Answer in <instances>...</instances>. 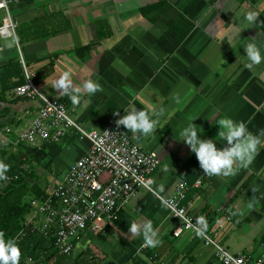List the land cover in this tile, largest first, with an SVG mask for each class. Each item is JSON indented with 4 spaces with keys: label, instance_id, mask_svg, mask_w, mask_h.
I'll return each mask as SVG.
<instances>
[{
    "label": "crops",
    "instance_id": "1",
    "mask_svg": "<svg viewBox=\"0 0 264 264\" xmlns=\"http://www.w3.org/2000/svg\"><path fill=\"white\" fill-rule=\"evenodd\" d=\"M10 6L19 22V45L15 38L0 35V66L21 63L23 57L40 92L64 100L85 129L104 130L116 122L114 113L123 115L124 109L152 104L164 108L150 137L138 139L122 125L135 142L159 154L161 164L153 174L159 191L141 188L106 233L83 232L72 259L95 255L98 264H128L136 258L146 261L152 250L167 264H221L200 237L191 232L175 236L179 222L158 204L163 201L157 194L171 196L181 180L191 184L195 176L193 184L203 182L189 194L191 212L218 225V240L232 253L248 252L264 264V147L234 175H196L197 156L179 137L193 115L203 128L198 135L214 138L218 147L225 142L217 137L216 122L225 115L244 121L253 133L264 130V61L247 68L243 56L246 41L264 45V0H11ZM249 10L259 13L251 25L244 18ZM9 41H14L11 47ZM68 70L74 85L93 78L103 89L84 93L73 103L53 87ZM24 76L26 83L25 70ZM2 98L0 132L10 141L0 137V160L10 165L6 175H18L16 180L21 176L16 169H27L34 160L42 172L24 178L31 183L29 201L41 199L36 186L45 191L49 179L56 184L91 143L74 131L41 148L20 142L42 101L20 95L17 87ZM146 219L159 231L156 247L144 246L142 236L128 232L133 220Z\"/></svg>",
    "mask_w": 264,
    "mask_h": 264
},
{
    "label": "built area",
    "instance_id": "2",
    "mask_svg": "<svg viewBox=\"0 0 264 264\" xmlns=\"http://www.w3.org/2000/svg\"><path fill=\"white\" fill-rule=\"evenodd\" d=\"M10 3L11 0H0V12L4 13L0 35L15 38L19 45V22L13 17ZM21 63L27 82L17 87V92L29 99L39 98L42 105L19 141L41 148L47 142L60 141L68 131H74L89 139L91 146L56 184L46 186L43 198L31 200V210L14 237L19 243L29 234H42L53 243L59 254L70 255L83 232L106 233L141 188L155 192L153 174L160 166L161 158L156 151L147 150L135 142L128 131L116 122H111L101 131L82 127L71 116L64 100L50 99L40 92L33 80L34 73L23 57ZM0 137L5 142L10 141L1 132ZM6 177L7 183L18 179V175L7 174ZM202 182L198 180L189 184L181 180L173 195L165 197L157 194L162 201H168L172 218L179 222L174 235L191 232L200 237L206 246L214 249V255L221 264H263L261 258H255L248 252L232 253L218 240L220 227L191 212L189 194ZM227 218L231 219L232 215ZM200 219L203 220V227L198 235L196 229L200 228ZM146 261L148 264H167L157 253L147 255ZM33 262L31 256L26 259V264Z\"/></svg>",
    "mask_w": 264,
    "mask_h": 264
},
{
    "label": "clouds",
    "instance_id": "3",
    "mask_svg": "<svg viewBox=\"0 0 264 264\" xmlns=\"http://www.w3.org/2000/svg\"><path fill=\"white\" fill-rule=\"evenodd\" d=\"M259 13L249 10L244 14L245 20L251 25L254 24ZM14 41H9V47ZM247 59L245 67L252 68L256 64L264 61V45L258 44L255 40L246 41L243 44ZM53 87L58 89L61 95L67 96L73 103H78L82 94H95L103 89L99 79L88 78L80 85H74L70 78V70L65 71L54 83ZM164 108L157 104L148 105L142 108L124 109V114L119 112L114 114L118 117L117 125H124L128 130L137 133V138L150 137L157 129L159 117L163 114ZM193 115L188 122L180 129L179 137L190 146L199 161L203 173L212 175L235 174L241 167H248L252 162L260 147H264V130L253 133L247 124L242 120H235L231 116L225 115L216 123L220 128L217 137L225 142L218 147L214 138H202L198 132L203 128L197 127ZM10 165L0 160V180H6V172ZM162 190V186H161ZM165 207L168 201H163ZM239 209L233 211L236 215ZM200 228L197 234H201L203 220L198 221ZM128 232L136 236L143 237V244L146 247H156L161 243L159 231L154 227L153 220L143 221L133 220L128 226ZM21 248L15 237L6 235L0 231V264H20Z\"/></svg>",
    "mask_w": 264,
    "mask_h": 264
},
{
    "label": "trees",
    "instance_id": "4",
    "mask_svg": "<svg viewBox=\"0 0 264 264\" xmlns=\"http://www.w3.org/2000/svg\"><path fill=\"white\" fill-rule=\"evenodd\" d=\"M59 14V13H58ZM52 15H57L53 13ZM62 15V14H60ZM63 16V15H62ZM38 20H43L39 18ZM1 23V22H0ZM23 30L19 31V37L22 41ZM5 79H14L12 83L7 82ZM0 80L2 82V92L8 89L16 88L25 83L24 68L19 60H13L0 66ZM3 99V98H2ZM203 169L198 168L195 172L198 175ZM193 184L195 176L189 179ZM38 188V190H37ZM36 196L43 198L45 191L39 185L36 186ZM29 191L28 183L25 182L23 175L19 180H13L9 183L0 180V231L5 232L6 235L14 237L22 228L23 221L31 210L30 198L27 197ZM31 196V195H30ZM21 248L20 264H26V259L31 256L34 261L41 264H68V260L72 259V255L59 254L53 243L46 239L42 234L32 233L26 236L19 242ZM152 254L153 251H147ZM77 264H98V258L93 255L92 258L86 259L81 255L76 258ZM128 264H148L142 258H136Z\"/></svg>",
    "mask_w": 264,
    "mask_h": 264
},
{
    "label": "rangeland",
    "instance_id": "5",
    "mask_svg": "<svg viewBox=\"0 0 264 264\" xmlns=\"http://www.w3.org/2000/svg\"><path fill=\"white\" fill-rule=\"evenodd\" d=\"M3 18V15L0 13V20ZM5 142V141H4ZM5 145H9V143H5ZM34 160H30L28 163H29V165H28V167H27V169H22V168H18V169H16V172H18L20 175H23L24 177L25 176H29L30 174H40L42 171H41V169L40 168H38L34 163ZM50 180V179H49ZM49 180H48V184L49 185H51V184H53L52 182H49ZM29 184V186L31 185V183L29 182L28 183ZM152 186H153V188L155 189V190H157V191H159L158 190V188H157V186H156V184L153 182V184H152ZM27 197H30V195L29 194H27ZM160 201V200H159ZM159 201H158V204L161 206V204H163L161 201V203H159ZM74 260L75 259H71V260H69L68 261V264H74ZM30 264H41V263H38V262H36V261H34L33 263H30Z\"/></svg>",
    "mask_w": 264,
    "mask_h": 264
}]
</instances>
